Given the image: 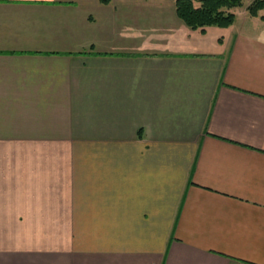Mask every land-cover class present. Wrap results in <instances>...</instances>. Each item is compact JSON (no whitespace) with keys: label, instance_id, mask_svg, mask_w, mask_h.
Instances as JSON below:
<instances>
[{"label":"crops","instance_id":"obj_1","mask_svg":"<svg viewBox=\"0 0 264 264\" xmlns=\"http://www.w3.org/2000/svg\"><path fill=\"white\" fill-rule=\"evenodd\" d=\"M238 8L0 0V264H264V21Z\"/></svg>","mask_w":264,"mask_h":264},{"label":"trees","instance_id":"obj_2","mask_svg":"<svg viewBox=\"0 0 264 264\" xmlns=\"http://www.w3.org/2000/svg\"><path fill=\"white\" fill-rule=\"evenodd\" d=\"M107 1V0H104ZM244 0H175L178 16L191 28L205 30L208 26L228 27L236 20L234 8ZM247 9L264 21V0H253Z\"/></svg>","mask_w":264,"mask_h":264},{"label":"rangeland","instance_id":"obj_3","mask_svg":"<svg viewBox=\"0 0 264 264\" xmlns=\"http://www.w3.org/2000/svg\"><path fill=\"white\" fill-rule=\"evenodd\" d=\"M253 0H244V2H243V5L242 6H239V7H241V9L242 10H244V9H246L247 11H248V9H247V6L252 2ZM238 7H236V8H234V9H237ZM239 9V8H238ZM237 9V10H238ZM240 10V9H239ZM234 11V10H233ZM235 12V11H234ZM236 13V12H235ZM248 13H249V11H248ZM260 14H264V9H262L261 10V12H260ZM261 18V17H260Z\"/></svg>","mask_w":264,"mask_h":264}]
</instances>
